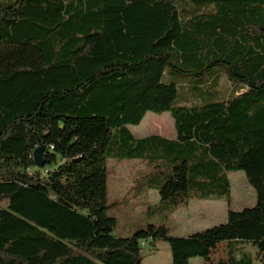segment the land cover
Here are the masks:
<instances>
[{
  "label": "trees",
  "instance_id": "trees-1",
  "mask_svg": "<svg viewBox=\"0 0 264 264\" xmlns=\"http://www.w3.org/2000/svg\"><path fill=\"white\" fill-rule=\"evenodd\" d=\"M148 113H170L176 139H137ZM109 159L149 163L166 217L231 205L235 172L256 203L187 237H118ZM2 203L0 264H143L149 240L171 264L222 242L227 264H253L249 245L264 264V0H0Z\"/></svg>",
  "mask_w": 264,
  "mask_h": 264
},
{
  "label": "rangeland",
  "instance_id": "rangeland-1",
  "mask_svg": "<svg viewBox=\"0 0 264 264\" xmlns=\"http://www.w3.org/2000/svg\"><path fill=\"white\" fill-rule=\"evenodd\" d=\"M165 126L167 129L170 128L169 131H166ZM129 128L137 139L153 134L166 138L176 136L174 120L170 113L162 115L148 113L139 126H129ZM163 129L165 132L159 134ZM107 169L109 205L107 214L117 219L115 235L118 237L133 236L138 230L147 228L150 224L166 226L169 229V237H187L225 223L226 209L240 211L256 203L255 192L248 184L244 172H235L229 174L233 190L231 205L225 201L191 200L188 205L178 208L174 214L166 217L163 210H156L160 203L159 193L154 190L147 191V179H142L151 170L149 163L139 160L109 159ZM151 205H155L152 206L155 208L154 211L149 210ZM5 206V203L0 204V207ZM226 244V242L208 244L206 255L192 259L190 264H227ZM141 247L143 264H171V249L167 242L157 241L152 244L150 240L142 241ZM243 251L248 252L253 264H262L257 259V249L254 246H246Z\"/></svg>",
  "mask_w": 264,
  "mask_h": 264
},
{
  "label": "water",
  "instance_id": "water-1",
  "mask_svg": "<svg viewBox=\"0 0 264 264\" xmlns=\"http://www.w3.org/2000/svg\"><path fill=\"white\" fill-rule=\"evenodd\" d=\"M45 150V146L39 147L35 150L34 161L37 167H44L46 164V161L44 159Z\"/></svg>",
  "mask_w": 264,
  "mask_h": 264
},
{
  "label": "crops",
  "instance_id": "crops-1",
  "mask_svg": "<svg viewBox=\"0 0 264 264\" xmlns=\"http://www.w3.org/2000/svg\"><path fill=\"white\" fill-rule=\"evenodd\" d=\"M175 125V124H174ZM165 128H166V131H169V129H167V127L165 126ZM176 131V130H175ZM165 131H164V129L162 130V131H160V133L159 134H163ZM153 135H156V134H153ZM177 135V134H176ZM160 136H162V135H160ZM148 137V136H147ZM162 137H164V136H162ZM164 138H166V137H164ZM167 139H171V140H174V139H176V136H175V138H167ZM232 193H233V190H232ZM133 197H135V196H133ZM151 206H155V205H151ZM229 210L230 209H226V213L224 214L223 212V214H224V218L226 219V221H227V216H228V212H229ZM221 213V214H222ZM214 245H216V244H214ZM226 246H227V248H228V244H226ZM228 252H229V250H228Z\"/></svg>",
  "mask_w": 264,
  "mask_h": 264
}]
</instances>
